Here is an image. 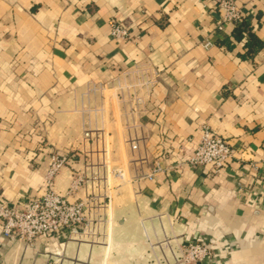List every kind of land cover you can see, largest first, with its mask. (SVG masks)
I'll return each mask as SVG.
<instances>
[{
	"label": "crops",
	"instance_id": "1",
	"mask_svg": "<svg viewBox=\"0 0 264 264\" xmlns=\"http://www.w3.org/2000/svg\"><path fill=\"white\" fill-rule=\"evenodd\" d=\"M235 3L253 53L214 0H0V200L41 197L53 151L58 192L108 195L93 235L29 245L0 223V264H174L191 241L214 255L182 264H264V0ZM206 126L232 160L178 167Z\"/></svg>",
	"mask_w": 264,
	"mask_h": 264
},
{
	"label": "built area",
	"instance_id": "2",
	"mask_svg": "<svg viewBox=\"0 0 264 264\" xmlns=\"http://www.w3.org/2000/svg\"><path fill=\"white\" fill-rule=\"evenodd\" d=\"M214 7L222 10L218 22L220 30H224L227 25L235 24L244 17V13L235 0H214ZM109 33L116 40H127L130 37V31L116 20H112ZM209 45L210 42H207L206 46ZM85 136L90 138V132L86 131ZM234 153L231 143L224 136L206 126L194 150L182 158L178 167L195 168L211 165L218 171L227 166L234 157ZM68 161L67 153L51 152L49 163L45 168L46 190L41 197L17 199L14 202L0 200V223L4 236L17 237L33 245L40 237L58 233H64L69 238L75 234L93 235L95 233L91 227L103 221L100 208L108 195L104 188L102 192H87L84 196L70 201L68 197L78 192L85 181L81 176L73 178L66 194L58 192L54 188V179ZM257 167L254 166V168ZM161 169L157 167L156 171ZM148 177L153 178V175ZM91 188H93L92 185ZM60 253L58 248L53 252L56 257ZM213 255L214 251L208 243L191 241L180 247L179 256L175 261L177 264L198 262L207 260ZM56 259H53V264H56Z\"/></svg>",
	"mask_w": 264,
	"mask_h": 264
},
{
	"label": "trees",
	"instance_id": "3",
	"mask_svg": "<svg viewBox=\"0 0 264 264\" xmlns=\"http://www.w3.org/2000/svg\"><path fill=\"white\" fill-rule=\"evenodd\" d=\"M253 26L246 16H244L240 21L236 22L233 29V36L236 40H240L246 36L245 45L247 46V51L253 53L258 49L262 42L253 32ZM221 44L231 46V39L229 36H225L223 40L220 41Z\"/></svg>",
	"mask_w": 264,
	"mask_h": 264
},
{
	"label": "rangeland",
	"instance_id": "4",
	"mask_svg": "<svg viewBox=\"0 0 264 264\" xmlns=\"http://www.w3.org/2000/svg\"><path fill=\"white\" fill-rule=\"evenodd\" d=\"M44 176H45V173H44ZM174 264H177V263H176V261H175V263H174Z\"/></svg>",
	"mask_w": 264,
	"mask_h": 264
}]
</instances>
